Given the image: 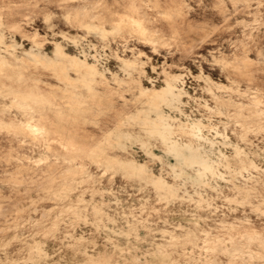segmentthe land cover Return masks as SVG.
Wrapping results in <instances>:
<instances>
[{
  "label": "rangeland",
  "instance_id": "374dc122",
  "mask_svg": "<svg viewBox=\"0 0 264 264\" xmlns=\"http://www.w3.org/2000/svg\"><path fill=\"white\" fill-rule=\"evenodd\" d=\"M0 34L106 70L94 91L0 58V264H264V0H0ZM176 74L171 108L157 91ZM157 110L212 164L204 183L158 138L119 136L149 139Z\"/></svg>",
  "mask_w": 264,
  "mask_h": 264
},
{
  "label": "bare ground",
  "instance_id": "6f19581e",
  "mask_svg": "<svg viewBox=\"0 0 264 264\" xmlns=\"http://www.w3.org/2000/svg\"><path fill=\"white\" fill-rule=\"evenodd\" d=\"M155 6H157V5H155ZM134 32H135V30H134ZM136 33H138V32H136ZM94 36H96V35H94ZM3 39H4V36L2 34H0V43H3ZM19 47H21V46L17 42L12 43L10 45V49L7 48V50H6V48L3 49L4 47H2V48L0 47V58L2 59V61L5 62V63L8 62V58L5 55L7 53V54H10V56H13L15 58V61L16 62H18V60L20 59V57H26L28 59H32V60H35V61H37V60H44L46 62H54L56 64L62 65L67 71L76 70V72H78V74H80V77L84 79V81L86 82L87 86L89 88H91L92 90H94V91H96L95 84L98 81V78L105 76L106 70L101 71V70L97 69L94 65H91L89 63H86L84 60H82V59H80V58H78V57H76L74 55H71V54L67 53L62 48V46L59 45V44L54 45L51 54H49V53L45 52L44 50H42L41 47H40V45L37 42H35V41L32 42V45L30 46V48L24 49L20 53H16L15 50L17 48H19ZM137 65H138V61L137 60H125L124 63L122 64V69L125 72H131V70H134L137 67ZM238 70H239V67H238ZM114 79H117V78H114ZM120 80L121 81H124L122 79H120ZM179 81H180V76L179 75H177V74L176 75H172L168 79V81H166L165 85L162 86L157 91V97H158V99L161 102L166 103L168 107L175 108L176 105L178 104V102L180 101L181 95L183 94L182 91L178 88V82ZM223 101L221 100V102H223ZM225 102L226 101H224V103ZM60 103L63 104L62 102H60ZM219 103H220V101H219ZM67 104H69V103H67ZM30 105L33 106L32 104H30ZM100 106H99V108H100ZM102 107L103 106H101V108ZM245 110H247V109H245ZM150 119L151 120H149V122L147 123V126L148 127L146 129H144V132L146 133L147 136H149V139H147V140H141L143 138L142 135H137V134H132V133H124V134H121L119 136L121 138H123V139H126V140H132L133 139V140L140 141L146 147H148L149 145H152V141L151 140L153 138H158L161 141V143L164 144L167 153L169 155H172L175 159H177L179 161V164L180 165H183V164H188V165L198 164L199 167L200 166L203 167V170L204 171L198 170L199 172H198L197 175H194V176H191L190 175V177L188 176V177L185 178V181H187L188 183H191L193 185H200V184L204 183L205 182V174L208 171H212V169H211L212 168V164L207 159H205L204 157H202L201 154H199V150H200L199 147H195L191 143L178 141L175 138L176 127H177L176 126L175 119H173L171 116L165 114L162 110H157L156 115L154 117H150ZM245 124H247V123H245ZM186 128L188 129L189 133L192 134L195 137L200 138V136L202 135V134H200L201 133V130H202L201 127H200V123L193 122L192 124H190L189 127H186ZM213 148H214V145H211L210 150H212ZM122 164L125 165V166H128V167L134 168V169H136V168H142V166L136 164L135 162H131V161H129V162H123ZM171 167L176 172V165L174 166V165L171 164ZM66 173L68 175V172H66ZM213 174H216V173L213 172ZM245 182H247V180H245ZM157 183L163 189H166V190L173 189L170 186H168L162 179H159L157 181ZM52 202H54V201L52 200ZM210 245H211V243H210ZM183 252H185V251H183ZM168 256L170 257V255H168ZM168 256H167V258H168ZM171 262H172V260H171ZM164 263L165 264H168L166 262H164ZM169 264H171V263H169Z\"/></svg>",
  "mask_w": 264,
  "mask_h": 264
}]
</instances>
